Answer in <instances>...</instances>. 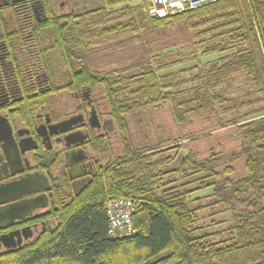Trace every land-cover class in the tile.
Wrapping results in <instances>:
<instances>
[{
	"label": "trees",
	"instance_id": "16d2710c",
	"mask_svg": "<svg viewBox=\"0 0 264 264\" xmlns=\"http://www.w3.org/2000/svg\"><path fill=\"white\" fill-rule=\"evenodd\" d=\"M149 1L87 0L73 15L49 14L48 23L67 26L60 35L54 31L51 35L52 41L59 40L54 50L57 59H73L75 71L79 66L85 74L86 85L99 84L115 130L99 144L97 180L72 200L59 202L47 214L46 229L21 247L0 254V264H264V63L257 38V32L264 35V0H216L163 18L148 17ZM53 2L44 0L48 10L55 8ZM0 24H6L3 5ZM179 26L187 31L190 47L201 51L167 59L153 55L157 49H149L146 34ZM140 44H144L142 56L105 69L103 58L108 54ZM215 55L219 57L200 61ZM186 61H194V66L160 73ZM186 73L189 76L182 78ZM241 78L256 88L259 97L233 95ZM166 105L179 128L191 120L210 123L214 118L218 123L220 117L233 114L220 124L236 128V145L228 153L210 148L204 159L189 151L177 169L164 170L176 161L184 141L196 142L198 137L152 145L143 133L142 144L134 143L129 120H140L144 113ZM239 160L244 174L235 177L232 164ZM196 173L207 176L196 179L197 188H188ZM212 177L216 182H207ZM182 179L188 181L179 183ZM206 189L216 200L213 204L232 212L230 242H213L196 226L203 198L189 202L188 197ZM107 198L135 202L134 234L108 236Z\"/></svg>",
	"mask_w": 264,
	"mask_h": 264
},
{
	"label": "flooded vegetation",
	"instance_id": "af4514ba",
	"mask_svg": "<svg viewBox=\"0 0 264 264\" xmlns=\"http://www.w3.org/2000/svg\"><path fill=\"white\" fill-rule=\"evenodd\" d=\"M77 3L54 0L48 10L44 0H0V254L39 236L59 202L97 180L99 144L115 130L99 84L86 85L74 60L54 53L52 32L67 26L49 14L73 15L86 6ZM31 200L43 206L25 215Z\"/></svg>",
	"mask_w": 264,
	"mask_h": 264
},
{
	"label": "rangeland",
	"instance_id": "374dc122",
	"mask_svg": "<svg viewBox=\"0 0 264 264\" xmlns=\"http://www.w3.org/2000/svg\"><path fill=\"white\" fill-rule=\"evenodd\" d=\"M76 1L78 2V6L87 4V0ZM145 41L149 42V49H157L153 55L160 54L164 56L165 59L175 58L179 55L190 57V55L199 53L201 51L198 47H190L191 44L190 40L188 39V33L185 31L184 27L181 26H179L177 29L166 30L163 33L146 34ZM143 45L144 44L127 48L125 47L120 51H115L111 55L108 54L105 58H103V61H105L104 63H106L104 66L105 69H114L115 67L131 63L134 59H136L137 56H142L144 54V49L142 48ZM218 57L219 55L204 57L201 58L200 61L203 64ZM152 62L156 61L154 60ZM194 63V61H186L183 64L163 70L160 73L166 74L189 69L194 66ZM188 76L189 73L182 74V78H187ZM185 87L187 88L189 85H186ZM249 94L252 95L251 97L254 95V97H259L256 88H252L249 86L247 81H244V79L241 78L233 90V95L235 97H239ZM245 111L247 110H243L242 112ZM232 116L233 114L222 116L220 117L222 121L219 119L218 123H216L214 118L210 120L211 122L209 121L210 123H207V120H191L188 126L179 128L173 122L170 107L166 105L159 111H148L144 113L140 117V120L139 118L130 119L129 135L134 143L140 142V144H142L141 136L143 133H146L149 143L152 145L157 143L159 140L169 139L168 143L171 144L174 142L172 139H179V137L180 139H184L190 135L197 136L198 140H196V142L190 143L188 140L184 141L185 143L183 142L184 146L181 152L177 155L176 161H173L164 167V170L167 171L171 169H177L181 157L189 151L195 152L201 159H204L208 155V150L210 148L213 150V152L220 151L228 153V149L236 145L234 142L236 137V128L228 124L221 125L220 123H225L226 119H229ZM138 121H142L144 123L146 126L145 130L139 128L140 122ZM232 167L235 177H240L244 174L243 164L240 160L233 163ZM221 169L222 168H217L216 171H221ZM206 176L207 174L204 173H196L192 175L189 180L193 182L188 188H197L198 182L196 179ZM179 181V183H184L188 181V179L185 181L183 179ZM213 181L216 182V178L212 177V179L207 180V182ZM210 195L211 191L206 189L205 191L197 190L196 193L188 197L189 202H192V200L195 198H203L202 205H204V209L197 216L198 219L196 226L199 228L201 233L204 232L210 234L213 242H230L231 238L229 236V231L234 225L232 212L221 204H213V202H216V200L214 198H210ZM196 205V203L191 204L192 207H195Z\"/></svg>",
	"mask_w": 264,
	"mask_h": 264
},
{
	"label": "built area",
	"instance_id": "2783aa9c",
	"mask_svg": "<svg viewBox=\"0 0 264 264\" xmlns=\"http://www.w3.org/2000/svg\"><path fill=\"white\" fill-rule=\"evenodd\" d=\"M216 0H150L147 15L150 18H163L186 10L197 9ZM260 54L264 63V35L257 32ZM104 208L108 220V236L129 237L134 234L131 219L136 204L131 198H107Z\"/></svg>",
	"mask_w": 264,
	"mask_h": 264
},
{
	"label": "water",
	"instance_id": "95a60500",
	"mask_svg": "<svg viewBox=\"0 0 264 264\" xmlns=\"http://www.w3.org/2000/svg\"><path fill=\"white\" fill-rule=\"evenodd\" d=\"M43 205H40L38 203H36L35 201L31 200L26 202L23 206H22V210L24 211L25 215H29L31 214V212L38 208V207H42ZM0 245H1V241H0ZM6 247H8L7 243H6Z\"/></svg>",
	"mask_w": 264,
	"mask_h": 264
}]
</instances>
